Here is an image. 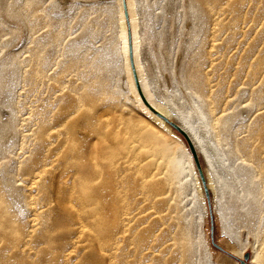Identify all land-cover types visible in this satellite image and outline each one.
Here are the masks:
<instances>
[{"label": "rangeland", "instance_id": "374dc122", "mask_svg": "<svg viewBox=\"0 0 264 264\" xmlns=\"http://www.w3.org/2000/svg\"><path fill=\"white\" fill-rule=\"evenodd\" d=\"M121 1L0 0V66L5 67L0 82V107L5 106L0 108V264H114V251L93 236L113 214L110 199L87 201L85 209L76 197L69 202L54 196L47 182L50 153L34 138L39 120L60 129L72 122L79 130L77 156L84 154L82 147L89 150L88 160L100 155L102 138L82 133L88 130L91 99L94 113L110 123L112 134L119 129L131 167L143 168L147 154L172 146H165L158 167L179 192L178 213L151 242L154 250L141 259H135L138 252H128V264H202L206 228L192 208L195 189L186 164L172 161L176 140L148 122L127 97ZM143 3L138 10L141 28H147L144 36H151L158 54L169 51L178 78L214 100L212 115L221 121L234 166L242 169L235 176L239 194L229 198L239 201L226 206L224 218H216L213 200L206 196L209 243L231 259L238 261L234 250L243 252V260L249 255L247 264H264V0ZM130 34L132 42L131 29ZM154 59L147 54L151 76ZM169 78L178 89L175 77ZM204 109L210 112L209 103ZM87 193L90 199L92 191ZM87 214L88 227L82 230L81 216ZM220 237L227 238L225 246L217 243ZM161 241L162 248L155 250ZM228 257L222 264H233ZM116 261L124 264L121 256Z\"/></svg>", "mask_w": 264, "mask_h": 264}, {"label": "bare ground", "instance_id": "6f19581e", "mask_svg": "<svg viewBox=\"0 0 264 264\" xmlns=\"http://www.w3.org/2000/svg\"><path fill=\"white\" fill-rule=\"evenodd\" d=\"M143 7V0L120 2L121 51L124 57L127 97L148 122L152 123L164 135L176 140L177 146L172 161L173 163H182V165L186 164L195 189L192 208L197 210L200 224L206 228L205 236L202 231L204 252L202 264H222L228 256L213 248L209 243V215L206 196L210 195L213 200L216 218L221 216L224 218L227 212L226 206L239 201V198L234 201L229 198L233 193H237L235 183L237 178L235 176L242 169H237L234 166L231 147L221 132V121L215 114L212 115L215 110L214 100L210 98L211 96H205L206 98L201 96L192 86L188 85L185 78H178V71L171 65L169 51L166 49L162 55L158 54L152 46L151 36H144L147 28H141L138 10ZM128 16L130 20H128ZM130 29L133 33L132 42ZM150 53H153L156 59L152 61V67L155 69V74L153 72L152 76L148 73L146 63L147 54ZM3 65L0 66V82L3 78L2 72L5 71ZM159 73L164 75V80H161ZM168 75L175 77L179 84L178 89L170 86L171 79ZM3 88L4 86L0 87V92ZM207 103L210 105V112L204 109V105ZM1 107L5 108L4 105ZM87 107L88 122L86 127L88 130L82 131V133L89 137L95 135L98 139L102 138L100 144L97 145L100 155L95 153L92 159L88 160L89 150L82 147L79 152L84 154L81 157L77 156L78 152L75 150L74 142L79 130H76L72 122L60 129L55 126L48 127L47 119L39 120L34 129L36 146H40L50 153L46 164L47 182L50 191L58 199L70 202L71 198L76 197L80 199L81 205L85 209L88 206L87 201H100L104 197L110 199L113 214L107 221L106 228L102 231L98 230L93 236L102 246L105 243L111 247V250L114 251V258L116 257L113 260L114 264H118L116 260L120 256L124 264H128V252H138L139 255H136L135 259H141L143 255H147V252L152 249L151 242L154 239L157 241V233L162 231L166 225H170L175 214L178 213L179 192L173 189L174 184L171 177L163 168H159V164L163 163L166 156L164 154L165 146H172L164 144L165 146H161L159 152L147 154V158L141 159L145 162V166L135 169L127 163L126 154L122 151L123 144L120 139L122 136L119 129L115 135L112 134L110 123L103 122L101 116L94 113L93 99ZM74 108L76 111L80 109L79 105ZM158 113L177 123L188 133L197 158L186 139L183 138L184 136ZM34 115L37 116L38 111L34 112ZM2 116L0 111V119ZM138 135L140 136V134ZM172 174L177 177L176 171ZM34 183L35 180H32L31 184ZM79 185L81 188H78ZM89 190L92 191L90 199H88L87 193ZM105 191H107L106 194ZM245 194H252V192L246 189ZM249 204H251V207L249 206L252 208L251 211H255L256 201L254 198L249 200ZM87 216L90 215L81 216L80 228L82 230L88 227L86 218L84 219ZM220 238L217 243L225 246L224 242L227 241V238ZM162 246L161 241L155 250L160 251ZM230 251L238 257V261L243 259L241 258L243 252ZM118 252L121 255L117 254ZM258 256L259 254L255 252L254 260ZM231 261L233 264H238L237 260L231 259Z\"/></svg>", "mask_w": 264, "mask_h": 264}, {"label": "water", "instance_id": "95a60500", "mask_svg": "<svg viewBox=\"0 0 264 264\" xmlns=\"http://www.w3.org/2000/svg\"><path fill=\"white\" fill-rule=\"evenodd\" d=\"M139 90H140V92H141V94L144 96V94L142 93V90L139 88ZM147 104H148V102H147ZM159 115H161L163 118H165L171 125H173L184 137H185V139H186V141L188 142V144H189V146H190V148H191V150L193 151V154L195 155V158H197V154H196V152H195V149H194V146H193V142H192V140H191V138H190V136L188 135V133L183 129V128H181L177 123H175V122H173V121H171L169 118H167L166 116H164V115H162V114H160V113H158ZM200 165V164H199ZM248 257H249V255L247 254V255H245V259L243 260V259H241L240 260V264H247L246 263V260L248 259Z\"/></svg>", "mask_w": 264, "mask_h": 264}]
</instances>
